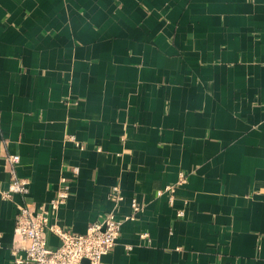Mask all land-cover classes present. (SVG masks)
Wrapping results in <instances>:
<instances>
[{
	"label": "crops",
	"instance_id": "1",
	"mask_svg": "<svg viewBox=\"0 0 264 264\" xmlns=\"http://www.w3.org/2000/svg\"><path fill=\"white\" fill-rule=\"evenodd\" d=\"M61 176L51 222L122 220L103 264H264V0H0V264Z\"/></svg>",
	"mask_w": 264,
	"mask_h": 264
},
{
	"label": "built area",
	"instance_id": "2",
	"mask_svg": "<svg viewBox=\"0 0 264 264\" xmlns=\"http://www.w3.org/2000/svg\"><path fill=\"white\" fill-rule=\"evenodd\" d=\"M18 159L19 156L16 154L6 157L11 178L7 188L2 191V195L7 198L26 191V180L15 175ZM185 179L186 174L180 172L175 184L178 185ZM175 184L165 185L163 189L157 191V194L167 192L171 200ZM68 194V182L61 176L57 191L49 200L47 208L39 206L33 211L28 206H19L13 235L22 243L18 249H22L24 258L15 255V264L23 261L29 264H103L102 257L117 243L122 220L116 217L114 211H108L100 219L89 223L84 233L69 232L49 219V211H56L59 205L64 203ZM109 197L115 203H119L121 196L118 194L117 187L112 188ZM130 207L131 213L125 217L126 219H133L140 209L134 199L131 200ZM181 214L182 211H178V215ZM48 232L57 237L56 247L51 248L47 245ZM16 251L17 248H14L13 253L16 254Z\"/></svg>",
	"mask_w": 264,
	"mask_h": 264
}]
</instances>
